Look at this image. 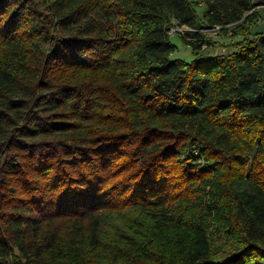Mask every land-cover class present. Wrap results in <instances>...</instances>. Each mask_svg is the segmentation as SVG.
I'll use <instances>...</instances> for the list:
<instances>
[{
    "label": "trees",
    "instance_id": "16d2710c",
    "mask_svg": "<svg viewBox=\"0 0 264 264\" xmlns=\"http://www.w3.org/2000/svg\"><path fill=\"white\" fill-rule=\"evenodd\" d=\"M260 7L0 0V264H264Z\"/></svg>",
    "mask_w": 264,
    "mask_h": 264
},
{
    "label": "rangeland",
    "instance_id": "374dc122",
    "mask_svg": "<svg viewBox=\"0 0 264 264\" xmlns=\"http://www.w3.org/2000/svg\"><path fill=\"white\" fill-rule=\"evenodd\" d=\"M206 6L203 3H200L198 5V10L200 14H203V11L205 10ZM261 14L260 16L250 24L252 34L255 35L258 32L264 31V11L263 8L260 7ZM186 28V27H185ZM184 30V28H183ZM190 30L187 27V30L180 31L181 33H186V31ZM204 33L206 34L207 39H211L214 42H219L221 45H215V46H209L205 45L201 42V39L198 36H192V35H185L188 40H191L192 42H197L201 48L199 49L200 53L205 54H219L222 52H227L228 49L224 48L223 46H227L229 44H232L233 42H237L238 40H241L242 38H232L230 34H223L222 32H218L216 30L208 29L205 30ZM175 34V33H174ZM170 37L171 43L175 46L174 52L171 54V59H181L186 62H192L196 58V52L192 48L191 45L185 44L181 38L179 33H176ZM234 48H230V51H233Z\"/></svg>",
    "mask_w": 264,
    "mask_h": 264
},
{
    "label": "built area",
    "instance_id": "2783aa9c",
    "mask_svg": "<svg viewBox=\"0 0 264 264\" xmlns=\"http://www.w3.org/2000/svg\"><path fill=\"white\" fill-rule=\"evenodd\" d=\"M183 28H184V30H187V27L185 28V26L172 28L170 31V34H172V33L174 34L176 32L184 31ZM216 29H219V27H217Z\"/></svg>",
    "mask_w": 264,
    "mask_h": 264
}]
</instances>
